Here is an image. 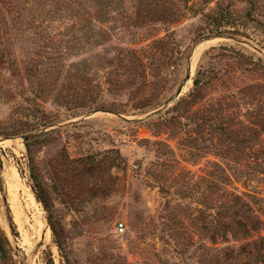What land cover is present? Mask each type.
<instances>
[{
	"label": "rangeland",
	"instance_id": "obj_1",
	"mask_svg": "<svg viewBox=\"0 0 264 264\" xmlns=\"http://www.w3.org/2000/svg\"><path fill=\"white\" fill-rule=\"evenodd\" d=\"M217 2L233 37L140 26L139 0H0V264H259L264 225L236 224L264 216V0Z\"/></svg>",
	"mask_w": 264,
	"mask_h": 264
},
{
	"label": "trees",
	"instance_id": "obj_2",
	"mask_svg": "<svg viewBox=\"0 0 264 264\" xmlns=\"http://www.w3.org/2000/svg\"><path fill=\"white\" fill-rule=\"evenodd\" d=\"M142 3L139 5L138 10V23L140 26L149 25L151 23L159 22L160 24H166L168 26L174 25L178 23L182 18H186V16H201L202 21L207 23V28L201 34L202 38L205 37H233L235 32H230L228 27L231 24L228 22V18L231 16L228 12L227 7L220 6L217 2L215 3L214 8L210 9L209 6L212 3V0H199L197 4H194L192 0H181L182 1V9L178 8L174 0H166L162 7H159L151 0H139ZM199 73H197L196 77L193 80V85L197 88L200 84V80L198 78ZM36 187V186H35ZM40 203L43 207V210L47 214V223L51 230L52 236L56 239V229L54 223V216L52 214V209L49 203L46 201L44 196L39 193ZM263 202V201H262ZM264 210V208H263ZM245 213H249L250 215L245 216V220L247 221V225H243L241 222H237V227L242 230L240 232L244 235H249L252 232H258L261 226L264 225V221L261 220L260 216L254 215L251 209L246 211ZM264 213V212H262ZM264 217V216H263ZM262 217V218H263ZM15 235V234H14ZM58 248L60 244L56 243ZM262 247H264V241H261ZM6 247L9 248V243L0 229V253L5 254ZM259 264H264V248L261 250V255L259 257ZM45 264H53L52 259L48 257Z\"/></svg>",
	"mask_w": 264,
	"mask_h": 264
},
{
	"label": "water",
	"instance_id": "obj_3",
	"mask_svg": "<svg viewBox=\"0 0 264 264\" xmlns=\"http://www.w3.org/2000/svg\"><path fill=\"white\" fill-rule=\"evenodd\" d=\"M211 40H214V39H207V40H205V42H207V41H211ZM189 80H190V70L188 71V74L186 75L184 81L182 82L181 87L177 90L176 94L174 95V97H173L169 102H173L174 100H176V99L179 98V96L181 95V92H182L183 87L186 85V83H187ZM33 136H34V135L22 136V137H21V140L24 141V142H27V141H29ZM4 140H7V139H4ZM4 140H3V141H4ZM34 195H35L36 200L40 202L39 196L37 195L36 192L34 193Z\"/></svg>",
	"mask_w": 264,
	"mask_h": 264
},
{
	"label": "built area",
	"instance_id": "obj_4",
	"mask_svg": "<svg viewBox=\"0 0 264 264\" xmlns=\"http://www.w3.org/2000/svg\"><path fill=\"white\" fill-rule=\"evenodd\" d=\"M123 231H124V225L123 224H117V226L115 228L116 234L120 235L123 233Z\"/></svg>",
	"mask_w": 264,
	"mask_h": 264
},
{
	"label": "bare ground",
	"instance_id": "obj_5",
	"mask_svg": "<svg viewBox=\"0 0 264 264\" xmlns=\"http://www.w3.org/2000/svg\"><path fill=\"white\" fill-rule=\"evenodd\" d=\"M203 46H204V44H201V46H199L200 49H202ZM198 50L199 49H197V51H194V53H193V64L195 63V60H196L197 55L200 53Z\"/></svg>",
	"mask_w": 264,
	"mask_h": 264
}]
</instances>
